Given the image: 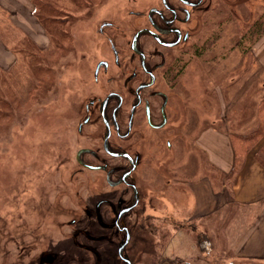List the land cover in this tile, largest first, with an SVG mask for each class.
<instances>
[{
	"label": "rangeland",
	"instance_id": "374dc122",
	"mask_svg": "<svg viewBox=\"0 0 264 264\" xmlns=\"http://www.w3.org/2000/svg\"><path fill=\"white\" fill-rule=\"evenodd\" d=\"M6 1L7 9L0 6V37L10 46L11 63L0 69V264H123L118 259L121 236L113 227L117 211L103 213L106 239L90 234L95 239L90 255L78 247L86 245L82 233L92 226L86 208L114 192L99 173L79 171L78 126L86 103L100 94L91 91L95 63L105 58L98 48L101 24L117 20L123 30L124 25L132 28L131 10L147 11L158 0ZM23 14L24 24L17 19ZM195 19L194 35L179 59L182 72L175 86L166 88L178 104L170 110L172 123L130 138L140 146L138 210L149 227L145 238L153 245L141 258L131 255L136 264L153 259L263 264L238 259L236 247L226 244L235 241L237 231L224 232L216 220L205 224L211 234L207 254L186 242L188 235L196 243L205 230L188 219L199 201L185 183L208 176L215 185L230 184L198 149L204 130L245 135L258 127L264 99V0H216ZM129 26L123 32L127 39ZM176 51L168 50L167 60H174ZM50 248L56 257L39 258Z\"/></svg>",
	"mask_w": 264,
	"mask_h": 264
},
{
	"label": "flooded vegetation",
	"instance_id": "af4514ba",
	"mask_svg": "<svg viewBox=\"0 0 264 264\" xmlns=\"http://www.w3.org/2000/svg\"><path fill=\"white\" fill-rule=\"evenodd\" d=\"M132 2L137 6L136 1ZM215 3L216 0H158L147 11L134 8L128 39L123 36L128 26L124 25L123 30L117 20L104 21L100 26L98 32L104 40L100 39L98 48L105 58L95 63V89L91 91L100 94L92 96L83 109L78 126L82 147L75 154L79 171L99 173L114 190L97 201L94 208L88 206L85 210L92 220L88 224L96 219L98 239H106L108 224L103 213L113 210L117 211L114 232L121 237L125 234L126 240L128 217L142 202L136 178L142 161L140 146L130 138L145 129L165 130L172 123L170 110L178 104L166 90L175 86L182 72L179 59L194 35L191 25L195 16L207 13ZM174 49L178 54L174 60H167L168 50ZM166 145L171 150V142ZM47 251L41 250L39 258L41 254L42 259L56 257L52 248Z\"/></svg>",
	"mask_w": 264,
	"mask_h": 264
},
{
	"label": "crops",
	"instance_id": "0c3cea01",
	"mask_svg": "<svg viewBox=\"0 0 264 264\" xmlns=\"http://www.w3.org/2000/svg\"><path fill=\"white\" fill-rule=\"evenodd\" d=\"M6 5V0H0L2 8L7 9ZM22 5L26 7V3ZM17 19L24 24L26 17L23 14ZM10 55V46L0 37V69L9 68ZM197 146L205 155L208 166L223 178L230 179V184L227 186L223 181L221 185H215L208 176L195 182H186L185 185L191 188L194 198L199 201V205L189 214L190 223L200 225L202 230L206 228V221L218 222L224 232L235 229L237 238L233 241L227 237L230 240L226 244L236 247L237 258L264 264V168L255 157L259 150H264V136L249 152L245 164L233 179L229 177L235 164L230 133L209 127L200 135ZM205 233L211 237L208 231L205 230ZM186 236V242L191 241L192 248H195L192 237Z\"/></svg>",
	"mask_w": 264,
	"mask_h": 264
},
{
	"label": "trees",
	"instance_id": "16d2710c",
	"mask_svg": "<svg viewBox=\"0 0 264 264\" xmlns=\"http://www.w3.org/2000/svg\"><path fill=\"white\" fill-rule=\"evenodd\" d=\"M52 4V3H51ZM50 5V4H48ZM51 8H49L50 11H54L57 13V7L54 5H50ZM53 12V13H54ZM258 117H259V124L258 127L250 132L249 134H232L231 139L232 143L234 146V151H235V164L232 172L230 173L229 177L233 179L237 173L240 171V169L243 167L245 164V160L249 152L253 150V148L257 145V143L260 141V139L264 136V99L261 101L260 108L258 111ZM256 160L259 162V164L264 168V150H259L257 154L255 155ZM135 214H137V219L135 220H130L128 223V230L130 233V241L129 243L125 246L123 254H125V258L130 260L132 264H136L135 260L133 259V256H137L139 253V256L142 251L148 252L146 250H150L152 243H151V238L146 240L145 238L146 233L144 232L146 229H149L147 227V223L145 222L146 220L142 217L143 213L142 211L140 212L138 208L134 211ZM141 217V218H140ZM95 220L92 223V226L88 229L90 231H87L84 234L82 233V238L86 241V245L78 246L80 249H82L84 252L87 253V255H90V242L94 239V237H91L90 234L98 236L97 232L98 231V226L95 225ZM148 222V221H147ZM97 227V228H96ZM96 229V231H94ZM152 235L155 234V232H149ZM87 234V236L85 235ZM120 239V245L125 242V234H124V239L122 237ZM98 241V240H97ZM196 247L199 249L202 253H208V251L211 248V242L209 239V236L206 235V233H200L196 236ZM136 253V255H135ZM133 256H132V255ZM141 258V256L139 257ZM119 259V258H118ZM120 260V259H119ZM137 260V258H136ZM121 261V260H120ZM125 264V263H123ZM149 264H168L166 259H159V260H152L149 262ZM189 264V263H187Z\"/></svg>",
	"mask_w": 264,
	"mask_h": 264
},
{
	"label": "water",
	"instance_id": "95a60500",
	"mask_svg": "<svg viewBox=\"0 0 264 264\" xmlns=\"http://www.w3.org/2000/svg\"><path fill=\"white\" fill-rule=\"evenodd\" d=\"M129 241H130V234L127 233V237H126L125 242H123V244L119 248V256L121 257V259L124 261L125 264H132L130 262V260H128L127 258H125L124 255H123L124 248L129 243Z\"/></svg>",
	"mask_w": 264,
	"mask_h": 264
},
{
	"label": "built area",
	"instance_id": "2783aa9c",
	"mask_svg": "<svg viewBox=\"0 0 264 264\" xmlns=\"http://www.w3.org/2000/svg\"><path fill=\"white\" fill-rule=\"evenodd\" d=\"M174 264H180V262L179 261H174Z\"/></svg>",
	"mask_w": 264,
	"mask_h": 264
}]
</instances>
